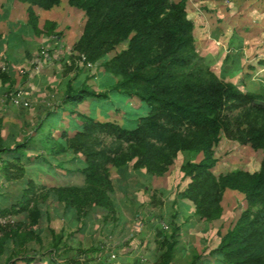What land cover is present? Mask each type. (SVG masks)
Returning a JSON list of instances; mask_svg holds the SVG:
<instances>
[{
    "label": "trees",
    "instance_id": "obj_1",
    "mask_svg": "<svg viewBox=\"0 0 264 264\" xmlns=\"http://www.w3.org/2000/svg\"><path fill=\"white\" fill-rule=\"evenodd\" d=\"M20 1L29 5L28 24L35 30L38 16L33 6L50 9L61 2ZM187 1L69 0L71 6L84 10L87 16L83 34L73 46L76 58L86 69L88 63H100L112 77L100 83L101 91L85 84L75 87L69 80L64 100L39 119L35 135L29 134L19 142L13 133L11 140H2L0 152L25 154L34 140L53 152V157L61 153L84 157V164L75 169L84 176V183L54 188L57 200L65 207L63 213L69 211L63 215L75 210L79 216L94 207L108 211L107 215L116 213L110 166L116 168L123 181L141 169L161 176L179 152L188 153L190 158L181 169L190 183L182 196L193 202L199 219L212 222L221 218L226 189L244 194L247 201L234 227L220 233L221 241L211 253L220 256L221 264H264V158L260 169L254 172L235 169L217 176L213 171L217 162L213 147L220 142L222 133L264 151V86L244 91L203 63ZM122 43H126V48L109 58L108 54ZM0 77L6 79L7 75L2 73ZM88 98L96 102V108L89 114L78 113L81 129L73 135L67 129H59L56 136L53 129L60 124V107L65 110L67 104L77 105ZM133 98L142 105L138 108L120 105ZM97 107L101 108L103 119L97 118ZM111 110L120 113L121 121L111 118ZM68 111L74 113L72 109ZM126 122L135 126L128 127ZM106 137L111 141L107 142ZM198 154L203 157L196 161ZM13 160L17 162H6L4 167L8 181L23 178L26 170L25 165L18 163L21 157ZM37 188L31 180L16 199L0 196V213L5 216L25 213L31 226L38 225L42 211L35 199ZM171 225V233L167 231L162 241L165 250L158 264H173L181 229L173 219ZM26 229L24 221L9 229L0 224V253H7L6 264L19 261L31 264L38 259L40 253L25 252V246L33 238L40 242L42 238L31 227ZM50 231L53 247L49 252L54 261L62 236L53 228ZM9 242L14 244L12 248L6 247Z\"/></svg>",
    "mask_w": 264,
    "mask_h": 264
},
{
    "label": "rangeland",
    "instance_id": "obj_2",
    "mask_svg": "<svg viewBox=\"0 0 264 264\" xmlns=\"http://www.w3.org/2000/svg\"><path fill=\"white\" fill-rule=\"evenodd\" d=\"M3 2L13 5L17 1L0 0V3ZM187 11L195 25L196 46L204 64L209 65L217 75L223 77L226 81H233L238 84L244 91L246 89L259 90L264 86V0H188ZM56 27L57 23L52 25L53 42L45 46L46 48L44 50L47 53L46 56L49 55L55 61L57 60L53 70L57 74H61V82L56 84V86L52 84L44 90H41L39 89L40 80L35 79L33 76L32 78H25L27 81L25 86L15 85L9 88L8 91L16 89L26 91L30 101V107L27 108H16L12 106L7 99V91L3 93L2 98L5 101L3 102L0 99V145L2 140H11L13 133L14 138L16 137L17 139L15 140L19 142H22L29 134L35 135L34 128L41 121L38 120V117H44L42 116L43 113L45 115L47 110L53 109L58 103L64 100L66 96L65 85L69 80L73 81V86L80 87L85 84L95 90L101 91L99 88L100 83L112 77L111 74L104 70L100 63H91V65H87L88 69L84 68V63L76 58L77 52L71 49L72 51L70 50L71 53H69L67 49L65 50L62 46L60 47L57 43L61 42L63 32L54 31ZM58 34L59 39L57 37ZM126 46V43L116 46L108 54V57H113L116 53L126 48ZM35 67L22 68L21 70L23 72L21 71L22 73L20 72V75L28 74L27 76H30L29 68L35 69ZM30 82H33V84L29 85L28 83ZM95 103L93 99L88 98L86 101L77 105L67 104L65 110L60 107L59 110H62L59 118L60 124L57 128L53 129L54 134L58 136L60 134L59 129H67L70 135H73L76 130L81 129L82 124L78 119V113H91L93 108H96ZM129 104L137 108L142 105L136 98L120 105L126 108L129 107ZM69 109H72L74 113H70L68 111ZM100 110L101 108L97 107L95 114L97 118L103 119V115L99 113ZM110 113L113 120L121 121L120 113H115L114 110H111ZM130 117L134 118V116ZM48 119L51 120L50 118ZM126 125L128 127L135 126L132 122H126ZM106 141L110 142L111 138L106 137ZM5 145L8 144L6 143ZM213 151L214 157L217 160L213 171L217 176L230 173L235 169H243L250 172L257 171L260 169L264 158V151L262 149H254L251 145L241 144L236 140L226 137L224 133L221 135L220 142L214 145ZM52 153L48 148L41 146L39 142L36 143L34 140L27 147L25 154L11 151L0 152V196L3 197L6 195L16 199L22 190L29 186V181L34 180L38 187L35 199L37 206L43 213L40 215L41 219L39 224L33 226H31L30 217L25 219V213L6 216L0 213V224L4 229H9L21 221L23 224L24 221V229L31 227L34 233H39L42 238L41 242L33 238V241L26 244L25 252L33 253V251H37L40 253L39 256H46V258L51 257L49 250L53 247V237L50 228L59 231L57 234L62 236L60 244L63 242L67 243L71 240L70 233H73V231L70 230L72 228L77 233L83 228H90L92 229L91 235L83 232L86 235L85 242L87 244L83 247L89 246L88 248H90L92 247L91 243H96L101 237L108 239L109 235H104L109 232V226L112 222H117L119 217L123 215L122 210L107 215L108 211L101 208L95 210L96 208L94 207L89 208V213L86 215L79 216L75 210H72L73 214L62 216L69 211L66 210L63 213L65 207L57 200L58 198L54 188L61 185H80L84 183V176L82 174L80 176V173L75 171L78 165L81 166L84 164V157L73 158V154L68 156L66 153H61L57 157H53L51 156ZM18 156L21 157L20 162H18L19 165H25L26 168L24 177L8 181L4 177V167L6 166V162H17L13 160V157ZM202 157V154H198L196 161H199ZM189 158L190 155L188 153L179 152L174 163L166 173L161 175L162 178H159V184L162 186L153 189V195H147L149 199L153 196L151 198L153 199L152 203L150 204L159 213L156 215L158 217L160 216L165 221V224L170 227V229L168 228L169 233H171L172 225L169 226L166 222V219H168L166 217L167 214L165 217L162 214L168 209V207L165 208L162 199H165L170 192L174 197L184 198L182 194L190 183V179L184 178L181 168ZM15 171L13 169V173ZM110 178L115 188H119L120 181L122 182L123 180L120 179L116 168L113 166H110ZM134 183L135 180L132 182L133 187ZM162 188L169 189L166 190L167 194H163L164 192L161 191ZM119 193L121 198V192L119 191ZM184 200L192 206V201L188 198H184ZM222 206L223 214L218 221L210 224L204 223L198 226L195 231H190L186 228L187 223L191 222L190 220L185 221L183 217H179V220L182 218L183 222L180 223L178 221L182 229L179 245L173 261L174 264H221L220 256L213 255L211 252L220 243L221 234L226 233L234 227L242 211L247 207V201L244 194L236 190L226 189L222 199ZM193 207H195L194 204ZM176 209H174L175 216L179 212V208ZM204 229H208V231L206 232ZM67 233L68 236H65ZM1 234L0 232V237ZM201 236H203L204 242H202ZM13 246L14 244L10 242L6 244L8 248H12ZM88 248H84L83 250L87 251ZM80 252L84 255L82 251ZM7 257L6 252L0 253V263L6 264ZM54 257L58 258L59 263L57 264H63L64 257H59V255H54ZM17 264L23 263L19 261Z\"/></svg>",
    "mask_w": 264,
    "mask_h": 264
},
{
    "label": "crops",
    "instance_id": "obj_3",
    "mask_svg": "<svg viewBox=\"0 0 264 264\" xmlns=\"http://www.w3.org/2000/svg\"><path fill=\"white\" fill-rule=\"evenodd\" d=\"M16 1L13 5L4 2L0 3V73L7 75L6 79L0 77V99L3 102L5 101L2 98L3 93L15 85L25 86L27 83L26 77L32 78L34 76L35 79H39V89L41 90H44L52 84L56 86V84L61 82V74H57L53 70L57 60L55 61L49 55L46 56L41 53L46 48L45 46L53 42V30L51 27L57 23L54 31L63 32L61 42L57 44L71 53L73 50L72 46H74L83 34L87 20L84 10L71 6L69 0H61L58 5L50 9H44L37 5L33 6L38 16V27L35 30L28 24L29 5L20 0ZM48 22L50 25H46ZM57 37L59 39V34ZM30 66H36L35 69L29 68L30 76H27L28 74L20 75L22 68ZM39 73L41 76L38 75ZM28 84L32 85L33 82ZM43 114L42 116L44 117H38V120L45 118L46 114ZM159 178H162V176L152 175L147 173L146 169H141L134 171L128 180L120 181V187L115 188L113 202L115 212L122 210L123 215L119 217L117 222H112L109 226V232L104 235H109L108 239L101 237L96 243H91L92 247H83L87 245L85 242L86 235L83 232L91 235L92 229L83 228L77 233L72 228L70 230L73 231V233H70L71 240L67 243L63 242L58 252L59 257H64L63 264H75L76 261H81L84 264H158L161 254L165 250L162 247V241L170 227L165 224V221L160 216L158 217L156 215L159 213L150 204L152 203L153 199L151 198L153 196L150 200L147 195H153V189L162 186L159 184ZM133 180H135L134 187L132 186ZM166 190L169 189H161L164 192L163 194H167ZM119 191L121 192V198ZM162 202L165 204V208L168 207L165 210L166 212L162 210V214H164V217L167 214L166 217L168 219H166V222L169 226H171L173 219L180 226V229H182L178 221L180 223L183 222L182 218L179 220V217H183L185 221H191L187 223L186 228L190 231H195L198 226L204 223L210 224L219 220L206 222L205 220L199 219L195 215V207H193V204L191 206L184 198L174 197L171 192L168 193L165 199H162ZM95 208V210L99 209L98 207ZM176 208H179V212L175 216L174 209ZM208 229L204 230L207 232ZM54 230L56 233L59 232L56 229ZM65 236H68V233ZM201 240L204 242L203 236H201ZM84 248H88L89 251H84ZM79 251H82L84 255L81 252L79 255ZM55 259L56 261H53L51 257L39 256L31 264L59 263L58 258L55 257ZM74 259L75 261H73Z\"/></svg>",
    "mask_w": 264,
    "mask_h": 264
},
{
    "label": "built area",
    "instance_id": "obj_4",
    "mask_svg": "<svg viewBox=\"0 0 264 264\" xmlns=\"http://www.w3.org/2000/svg\"><path fill=\"white\" fill-rule=\"evenodd\" d=\"M42 54H45V55L47 54L44 49L42 51ZM88 65H91V63H88ZM6 96H7L8 101L16 107H24V108L30 107L29 98L27 96L26 91L23 89L12 90L9 93H7Z\"/></svg>",
    "mask_w": 264,
    "mask_h": 264
}]
</instances>
